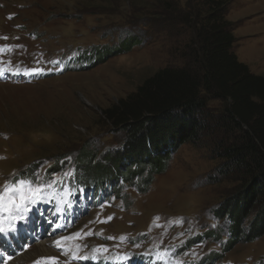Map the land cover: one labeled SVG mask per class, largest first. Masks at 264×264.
<instances>
[{
  "label": "rangeland",
  "instance_id": "obj_1",
  "mask_svg": "<svg viewBox=\"0 0 264 264\" xmlns=\"http://www.w3.org/2000/svg\"><path fill=\"white\" fill-rule=\"evenodd\" d=\"M203 1L0 0V189L25 177L43 189L16 230L0 234V264H264V237L229 248L231 222L216 214L240 186L219 172L228 161L214 150L232 143L224 130L179 146L146 191L116 172L89 175L79 160L88 149L107 166L124 147L103 111L159 70H203L194 59ZM221 1L234 53L264 76V0ZM220 106L208 112L218 117ZM49 238L61 246L48 243V253L39 244Z\"/></svg>",
  "mask_w": 264,
  "mask_h": 264
},
{
  "label": "trees",
  "instance_id": "obj_2",
  "mask_svg": "<svg viewBox=\"0 0 264 264\" xmlns=\"http://www.w3.org/2000/svg\"><path fill=\"white\" fill-rule=\"evenodd\" d=\"M199 9L204 16L195 21L199 49L194 59L203 70H159L119 105L103 111L101 118L124 133V147L107 154V166L95 162L88 149L79 160L89 175L99 172L112 179L116 172L146 191L154 175L168 169L179 146L200 142L209 128L224 130L232 143L214 150L228 161L219 172L240 186L216 214L231 222V248L264 237V76L252 73L234 53L237 38L225 2L204 0ZM178 11H168L166 18ZM213 102L221 104L218 117L208 112Z\"/></svg>",
  "mask_w": 264,
  "mask_h": 264
},
{
  "label": "snow or ice",
  "instance_id": "obj_3",
  "mask_svg": "<svg viewBox=\"0 0 264 264\" xmlns=\"http://www.w3.org/2000/svg\"><path fill=\"white\" fill-rule=\"evenodd\" d=\"M43 189L36 184L34 179H29L27 177L21 179L16 178L9 183H7L3 189H0V210L7 212V218L0 216V234H7L8 232H13L16 230L15 225L22 220H25L26 213L30 211L28 205L35 203L41 198V193ZM79 234L73 237H63V241L78 239ZM109 239H112L111 237ZM56 246H61V240L54 242ZM107 252L106 248H97L93 251L98 253L100 251ZM71 251V250H69ZM79 248L73 252L74 258L78 257ZM91 257H83V259H89ZM11 260L12 257L7 258ZM58 264V260L55 257L41 258L35 262V264Z\"/></svg>",
  "mask_w": 264,
  "mask_h": 264
},
{
  "label": "bare ground",
  "instance_id": "obj_4",
  "mask_svg": "<svg viewBox=\"0 0 264 264\" xmlns=\"http://www.w3.org/2000/svg\"><path fill=\"white\" fill-rule=\"evenodd\" d=\"M33 229V228H32ZM45 229V228H44ZM22 230H24V229H22ZM56 230V229H55ZM50 231H53V230H50ZM33 232V231H32ZM53 235H54V233L53 232H51ZM36 234H39V232H38V229L37 230H35L34 231V233H33V236L35 237V235ZM36 238V237H35ZM58 239L57 238H54V239H52V238H49V239H46V240H44V241H39L40 242V244H39V247L44 251V252H50V250H48V248H46V245L48 244V245H51L52 247L53 246H55V241H57ZM56 247V246H55ZM51 249V248H50ZM50 255H52V253L51 254H49L48 256H50ZM29 259V258H28Z\"/></svg>",
  "mask_w": 264,
  "mask_h": 264
}]
</instances>
